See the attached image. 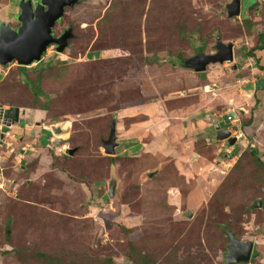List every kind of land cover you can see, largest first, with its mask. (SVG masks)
Segmentation results:
<instances>
[{
    "label": "rangeland",
    "instance_id": "1",
    "mask_svg": "<svg viewBox=\"0 0 264 264\" xmlns=\"http://www.w3.org/2000/svg\"><path fill=\"white\" fill-rule=\"evenodd\" d=\"M230 1L81 0L53 29L72 26L67 48L49 45L23 75L0 64V107L25 108L28 126L40 125L23 155L12 137L0 146V264H129L131 243L158 264H227V231L253 242L239 264H264L254 160L264 163V49L245 56L264 32V0H242L233 17ZM13 2L0 0L1 20ZM217 36L233 44L231 61L185 66L214 53ZM36 77L47 110L31 105ZM207 112L234 147L215 140ZM114 115L109 155L101 143Z\"/></svg>",
    "mask_w": 264,
    "mask_h": 264
},
{
    "label": "water",
    "instance_id": "2",
    "mask_svg": "<svg viewBox=\"0 0 264 264\" xmlns=\"http://www.w3.org/2000/svg\"><path fill=\"white\" fill-rule=\"evenodd\" d=\"M73 1L67 0H40V4L36 7L37 11L33 12L30 4L26 3L22 7L21 12L17 15L20 25L17 30L1 24L0 28V62L8 63L14 60L18 65H29L35 61H39L41 54L47 49V46L53 43L56 39L51 33V27L59 20L64 13V6L72 5ZM46 7V8H43ZM39 8L41 10H39ZM44 9V10H43ZM241 12V0H231L226 9L229 17L237 16ZM71 29H66L58 42L57 51H62L66 45V39L71 36ZM216 51L211 54L199 52L185 62V66L194 71H204L210 63H222L233 59V44L231 42H223L216 37ZM25 109L18 106L8 107L4 113V120L8 117L9 112L13 113L12 118L7 119V124L10 122L16 123L18 115L24 113ZM231 115L234 113L229 112ZM205 120L210 122L217 130L215 139L226 140L227 144L234 146L237 140L236 136H231V132L226 129H220L217 118L212 116L211 112L204 114ZM10 121V122H9ZM7 124L1 128V137L6 130ZM116 115L113 116L108 136L102 140L101 147L104 152L109 155H114L115 148L119 145L116 135ZM53 131L60 132L59 127H53ZM56 142H61L57 139ZM74 149H67V154H73ZM152 175V172L148 173ZM111 194V193H110ZM260 203V202H259ZM191 215L190 212L187 213ZM228 232V231H227ZM229 243L226 246L225 261L227 264H239L248 262L251 256L252 241H243L237 239L233 233L228 232Z\"/></svg>",
    "mask_w": 264,
    "mask_h": 264
},
{
    "label": "flooded vegetation",
    "instance_id": "3",
    "mask_svg": "<svg viewBox=\"0 0 264 264\" xmlns=\"http://www.w3.org/2000/svg\"><path fill=\"white\" fill-rule=\"evenodd\" d=\"M52 0H50V2H51ZM68 2H71V1H73V4L72 5H67V6H64V8H73L74 6H76L77 4H79L80 2H81V0H67ZM242 1V0H241ZM26 3H28V4H30V6H31V9H32V11L33 12H35V11H37L38 10V8L36 9V7L40 4V0H14V2H13V5H14V7H15V10H14V12L10 15V19H8L7 21H4V20H1L0 19V28H1V24H3L4 26H6V27H9V28H11V29H15V30H17L18 29V27H19V25H20V22L18 21V18H17V15L21 12V10H22V7L24 6V5H26ZM43 8H46V7H43ZM241 9H242V7H241ZM39 10H41L40 8H39ZM44 10V9H43ZM62 18V17H61ZM61 18L59 19V20H57L55 23H54V25L51 27V33H52V35L54 36V38L56 39L53 43H51V44H53V45H55V48L57 49V46H58V42L60 41V38H61V36L63 35V33L66 31V29H71V34L73 33L72 32V26H68V27H65V28H63L61 31H60V33L59 34H57V35H55V32H54V26H55V24L56 23H58L60 20H61ZM73 37V35H71L68 39H66V45H65V48H67L68 46H69V40H70V38H72ZM51 44H49V45H51ZM48 45V46H49ZM47 46V47H48ZM45 52V51H44ZM43 52V53H44ZM42 53V54H43ZM42 54H41V57H42ZM41 57H40V60H41ZM39 60V61H40ZM10 62H15L14 60H11V61H9L8 63H10ZM36 62V61H35ZM35 62H33V63H35ZM0 64L1 65H5V64H7V63H1L0 62ZM32 64V63H31ZM30 65V64H29ZM7 108L5 107V108H3V106L2 107H0V146H2L4 143L5 144H7L8 145V140H7V138L8 137H12L11 139L12 140H10V143L13 145V142H16L17 143V146H15L16 147V149H17V151H18V154H20V155H23L26 151H27V148L26 147H24V146H20V144L21 143H23L25 140H26V138H27V136L31 133V131L33 130V129H35V128H37V127H39L40 125H39V122H36L35 124H33V126L32 127H29L28 126V124H29V122H28V120H27V118H26V116H24V114H25V111H24V113L22 114V113H20L19 115H18V120H17V122L16 123H12V122H10L9 124H7V119L8 118H12L13 117V113L12 112H9L8 114H7V116L8 117H6L5 119L6 120H4V116H3V113H4V111L6 110ZM25 109V108H24ZM20 110H21V108H20ZM236 114L237 113H235V116H236ZM237 116H238V114H237ZM7 124V127H8V130H6V132H4L3 133V135H2V137H1V128L4 126V125H6ZM212 127H213V125H211ZM219 127H220V129H225V128H222L220 125H219ZM214 130H215V132L217 131L215 128H214ZM44 135V134H43ZM43 135H39V137H40V139H42L41 140V144L43 143L42 141L44 140V136ZM234 136H236V135H234ZM46 139H47V137H46ZM225 142H226V140H224ZM237 141V140H236ZM227 143V142H226ZM236 143V142H235ZM235 143H234V145H235ZM232 147H234V146H232Z\"/></svg>",
    "mask_w": 264,
    "mask_h": 264
},
{
    "label": "trees",
    "instance_id": "4",
    "mask_svg": "<svg viewBox=\"0 0 264 264\" xmlns=\"http://www.w3.org/2000/svg\"><path fill=\"white\" fill-rule=\"evenodd\" d=\"M255 4H256L255 0H252V2L249 4L248 7H250L251 5L254 6ZM241 7H242V5H241ZM247 19L248 18L244 15V20H243L244 25L246 26V30L249 31L250 30V20H247ZM263 49H264V32H259L256 35L255 44L252 46L251 50H249V52L245 56L251 57L254 60L255 59L258 60L259 58H256L254 51L263 50ZM154 60H147L146 62L147 63H153ZM17 66L19 67V73L22 75L25 74V71H26L25 66L26 65H18L17 64ZM27 81L29 82L30 87H32V95H31L32 107L35 106L41 110H47L48 106L46 105V102H43V96H46V95L43 92V90L41 89V87L39 86V82H38L37 77H36V80L28 79ZM250 152H254V154H256L255 150H253V149H251ZM255 158L256 159H254V160H255L256 165L264 167V163L259 161L258 158L256 157V155H255ZM6 230L7 231H5V232L9 231L8 226H7ZM233 235H234V233H233ZM129 247L130 248H129V251L127 254V258H128L127 261L129 264H158V263L154 262L150 256H148L147 254H144L140 250V248H138L134 244L131 243V245H129ZM33 254L36 256L38 261H43V262H49L50 261V259H49L50 257L48 254L36 253V252H33Z\"/></svg>",
    "mask_w": 264,
    "mask_h": 264
},
{
    "label": "built area",
    "instance_id": "5",
    "mask_svg": "<svg viewBox=\"0 0 264 264\" xmlns=\"http://www.w3.org/2000/svg\"><path fill=\"white\" fill-rule=\"evenodd\" d=\"M232 118L234 119V117H233L231 114L228 113V114H227V119L230 120V119H232Z\"/></svg>",
    "mask_w": 264,
    "mask_h": 264
},
{
    "label": "clouds",
    "instance_id": "6",
    "mask_svg": "<svg viewBox=\"0 0 264 264\" xmlns=\"http://www.w3.org/2000/svg\"><path fill=\"white\" fill-rule=\"evenodd\" d=\"M231 111L234 113V115L232 114V116H233V117H236V116H235V112H234L233 110H230L229 112H231ZM229 112H228V113H229ZM229 114H230V113H229ZM231 136H234V135H232V133H231ZM236 137H237V136H236Z\"/></svg>",
    "mask_w": 264,
    "mask_h": 264
},
{
    "label": "crops",
    "instance_id": "7",
    "mask_svg": "<svg viewBox=\"0 0 264 264\" xmlns=\"http://www.w3.org/2000/svg\"><path fill=\"white\" fill-rule=\"evenodd\" d=\"M229 107H230V104H229ZM227 111H228V108H227ZM211 114H212V112H211ZM212 116H214L213 114H212ZM215 117V116H214ZM211 125V124H210Z\"/></svg>",
    "mask_w": 264,
    "mask_h": 264
}]
</instances>
